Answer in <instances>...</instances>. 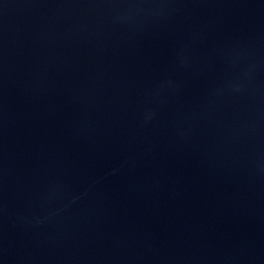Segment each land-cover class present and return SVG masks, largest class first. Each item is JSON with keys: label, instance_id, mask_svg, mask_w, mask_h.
I'll list each match as a JSON object with an SVG mask.
<instances>
[{"label": "water", "instance_id": "obj_1", "mask_svg": "<svg viewBox=\"0 0 264 264\" xmlns=\"http://www.w3.org/2000/svg\"><path fill=\"white\" fill-rule=\"evenodd\" d=\"M0 264H264V0H0Z\"/></svg>", "mask_w": 264, "mask_h": 264}]
</instances>
